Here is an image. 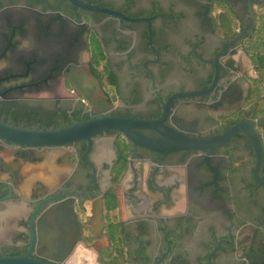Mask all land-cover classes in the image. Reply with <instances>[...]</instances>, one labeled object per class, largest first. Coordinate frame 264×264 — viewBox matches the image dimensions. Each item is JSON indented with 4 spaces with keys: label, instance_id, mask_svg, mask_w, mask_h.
Listing matches in <instances>:
<instances>
[{
    "label": "flooded vegetation",
    "instance_id": "af4514ba",
    "mask_svg": "<svg viewBox=\"0 0 264 264\" xmlns=\"http://www.w3.org/2000/svg\"><path fill=\"white\" fill-rule=\"evenodd\" d=\"M77 1L108 12L70 0H0L3 122L54 130L166 114L165 126L199 138L244 124L261 143L259 179L244 133L209 152L164 155L114 130L56 147L0 139V258L25 255L37 220L62 202L79 244L101 242L100 252L121 242L122 264H264V115L244 58L264 0ZM31 256L44 259L35 246Z\"/></svg>",
    "mask_w": 264,
    "mask_h": 264
},
{
    "label": "water",
    "instance_id": "95a60500",
    "mask_svg": "<svg viewBox=\"0 0 264 264\" xmlns=\"http://www.w3.org/2000/svg\"><path fill=\"white\" fill-rule=\"evenodd\" d=\"M76 6L86 10L108 12L106 9L83 4L77 0H70ZM72 85L78 88V82L71 80ZM173 98L168 101L166 112ZM164 114L161 119H124L119 117L100 116L87 121L76 122L66 127L54 130L26 129L3 122L0 119V139L25 147H56L68 145L80 140L91 139L109 130L123 134L126 139L136 146L143 147L164 155L177 151H210L224 145L234 134L244 133L253 143L257 165L255 176L259 179L258 172L263 162L261 143L253 128L239 124L229 128L223 135L210 138L186 136L164 125ZM150 129L161 134L160 138L144 135L140 130ZM94 218L91 219L93 236L100 239L102 228L101 209L94 208ZM37 235V239L35 236ZM36 243V245H35ZM79 244V232L73 209L66 203H55L45 210L37 220V230H33V241L29 251L22 256L0 258V264H67ZM35 246L36 255L43 260L31 256ZM101 242L97 245L99 250Z\"/></svg>",
    "mask_w": 264,
    "mask_h": 264
},
{
    "label": "trees",
    "instance_id": "16d2710c",
    "mask_svg": "<svg viewBox=\"0 0 264 264\" xmlns=\"http://www.w3.org/2000/svg\"><path fill=\"white\" fill-rule=\"evenodd\" d=\"M264 8V4L260 6ZM226 22V21H225ZM227 23V22H226ZM230 23L233 24V21L230 20ZM258 38L255 41H258V44L255 46H245L244 50L246 54L251 56L252 64L255 71L258 73L259 78L254 79L255 85L252 87L251 94L256 99L257 107L260 109L259 113L264 115V96L262 90L264 89V16L261 21L255 22V26L252 30V33L249 35L256 36ZM251 42V41H250ZM249 42V43H250ZM254 42V41H253ZM251 42V43H253ZM124 255V250L121 242H111V248L108 250L101 251L99 255L100 264H118L119 257Z\"/></svg>",
    "mask_w": 264,
    "mask_h": 264
},
{
    "label": "rangeland",
    "instance_id": "374dc122",
    "mask_svg": "<svg viewBox=\"0 0 264 264\" xmlns=\"http://www.w3.org/2000/svg\"><path fill=\"white\" fill-rule=\"evenodd\" d=\"M255 14H256V20H257V23L259 21L262 20L263 16H264V8H261L260 6H257L255 8ZM258 38V34L256 36L254 35H251V37H249L245 42H246V45L245 46H255L256 44H258V41H255L256 39ZM253 43H251V42ZM250 42V43H249ZM264 51V49H263ZM247 58H245V61L249 67V71L251 72L252 76L254 77L253 79H257L259 78V75L258 73L255 71L254 69V66L252 64V60H251V56L246 54ZM264 78V77H263ZM255 85V82L252 83V87H254ZM262 94L264 96V89L262 90ZM254 98V101L256 102V99L255 97ZM30 169V167H25L24 168V172L27 173V170ZM34 174L28 176L26 178V181L29 182L31 180H33ZM93 243L94 242H82L81 244H79L75 251L73 252L72 256L67 260V264H100L99 263V255L101 253V251L103 250H108L110 249L111 247H107L103 250H101L100 252H98L99 250H97V248H94L92 247L93 246ZM123 256L122 257H119L118 259V264H122L121 263V260H122Z\"/></svg>",
    "mask_w": 264,
    "mask_h": 264
}]
</instances>
